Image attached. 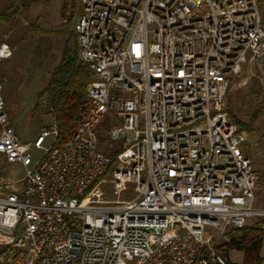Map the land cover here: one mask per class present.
<instances>
[{"label":"built area","instance_id":"1","mask_svg":"<svg viewBox=\"0 0 264 264\" xmlns=\"http://www.w3.org/2000/svg\"><path fill=\"white\" fill-rule=\"evenodd\" d=\"M79 2L72 29L93 77L66 142L54 122L22 142L0 76V156L24 170L21 199L0 186V264H233L205 231L264 217L225 107L231 76L264 59L258 1ZM11 55L0 41V65Z\"/></svg>","mask_w":264,"mask_h":264},{"label":"rangeland","instance_id":"2","mask_svg":"<svg viewBox=\"0 0 264 264\" xmlns=\"http://www.w3.org/2000/svg\"><path fill=\"white\" fill-rule=\"evenodd\" d=\"M23 1L26 0H15L18 14L5 18L1 13L9 0H0V41L12 49L11 57L2 63L3 98L15 133L22 142L27 143L42 128L54 122L50 115L41 110L45 99H38L36 95L46 85L50 73L61 59L67 36L60 32L63 29L70 31L73 24L66 26L61 21L62 0H34L27 10L20 5ZM257 1L264 25V0ZM31 24H36L43 33L31 31ZM69 44L71 46V42ZM225 105L228 115L231 112L247 127L242 130L246 134V142L240 146V150L251 160L256 174L254 207L264 210V59L262 63L242 65L231 76ZM36 107L38 111L33 110ZM107 146L106 140L104 144L100 143L99 150L103 152ZM114 146L119 148L120 143H115ZM33 156L38 158L40 152H35ZM23 181V168L20 165L7 164L0 156V186L4 191L16 193L21 199ZM105 192V197L112 199L110 188ZM132 197L133 185L129 184L128 191L121 198L128 200ZM262 219L264 217L250 218L245 227H250ZM205 236L218 238L212 228H206ZM259 256L264 264V237ZM229 259L234 264H240L242 254L230 252Z\"/></svg>","mask_w":264,"mask_h":264},{"label":"trees","instance_id":"3","mask_svg":"<svg viewBox=\"0 0 264 264\" xmlns=\"http://www.w3.org/2000/svg\"><path fill=\"white\" fill-rule=\"evenodd\" d=\"M31 2H34V0L23 1L20 5L27 10ZM17 8L15 0H9V4L3 9L1 15L5 16V18L14 16L18 12ZM80 12L79 0H62L60 17L64 25L73 24ZM30 27H32L31 31L43 33L36 24H31ZM60 34L67 36L61 59L50 73V78L46 85L36 95L38 99H45V105L41 110L44 114L52 117L59 131L56 146L62 145L70 138L72 134L70 121L78 109L85 103L86 90L93 77V72L85 63L79 60L77 39L73 29L70 31L63 29ZM2 67L3 65L1 64L0 76L4 85ZM33 110L38 111V107ZM8 116L10 121H12L11 116ZM229 117L240 130L247 129L246 125L238 121L231 112H229ZM106 130L107 125L104 123L100 126L99 142L101 144L106 142ZM118 153H120V148H115V146L109 150V154L113 159L116 158ZM263 237L264 219L257 221L250 227L227 230L213 241V247L229 263H232L229 259L230 252H238L242 254V262L240 264H263V260L259 256Z\"/></svg>","mask_w":264,"mask_h":264}]
</instances>
